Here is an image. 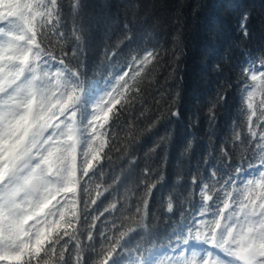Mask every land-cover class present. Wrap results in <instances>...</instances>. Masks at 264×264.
<instances>
[{"label": "snow or ice", "instance_id": "6c2138e0", "mask_svg": "<svg viewBox=\"0 0 264 264\" xmlns=\"http://www.w3.org/2000/svg\"><path fill=\"white\" fill-rule=\"evenodd\" d=\"M121 7L92 55L86 0H0V264H264V46L186 113L182 33Z\"/></svg>", "mask_w": 264, "mask_h": 264}, {"label": "trees", "instance_id": "16d2710c", "mask_svg": "<svg viewBox=\"0 0 264 264\" xmlns=\"http://www.w3.org/2000/svg\"><path fill=\"white\" fill-rule=\"evenodd\" d=\"M122 2L86 0L92 55L100 53L104 47L105 18L119 15L123 19ZM141 3L156 6L155 9L145 8L150 13L148 28L163 41L166 49L172 48V36L182 33L184 46L177 53L180 59L175 61L171 55L166 58L159 70V82L166 90L181 93L182 110L186 113L193 107L194 92L210 95L223 80L213 70L222 58L227 61L233 57L231 64H234L242 50L264 46V27L260 24L264 0H141ZM244 10L251 13L248 25L251 35L247 40L241 39L239 24L240 13ZM227 116L225 114V119ZM161 131L146 135L145 144L150 147ZM178 149L179 142L172 151ZM143 151L146 149H142L141 154ZM176 180L177 177L173 176L174 183Z\"/></svg>", "mask_w": 264, "mask_h": 264}]
</instances>
